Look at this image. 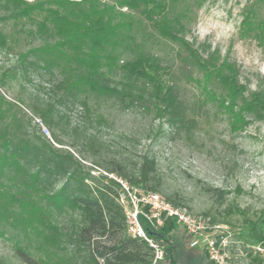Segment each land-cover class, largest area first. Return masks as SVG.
I'll return each instance as SVG.
<instances>
[{
    "label": "trees",
    "instance_id": "1",
    "mask_svg": "<svg viewBox=\"0 0 264 264\" xmlns=\"http://www.w3.org/2000/svg\"><path fill=\"white\" fill-rule=\"evenodd\" d=\"M205 1L0 0L15 16L43 10L45 3L64 10L49 9L55 27L42 23V42L15 52L0 79L3 85L11 79L23 90L15 98L0 92V236L11 242L23 262L162 264L146 240L128 233L126 214L118 201L120 184L101 172L113 173L134 186L143 183L146 191L157 192L158 184L151 183L155 159L143 154L135 166L118 159L104 164L105 141L89 132L108 122L94 108L97 102L112 101L123 109L154 114L161 126L166 124L173 132L185 120L173 68L159 57L137 53L129 40L132 9L144 5L147 18L156 20L158 35L174 39L178 57L189 58L202 71L197 84L229 113L233 130L264 119V88L247 91L235 63L222 59L211 43L196 45L187 38L194 20L190 12ZM261 1L251 5L243 23L245 36L264 42ZM87 3L92 6L87 22L72 19L66 10L69 5ZM95 3L101 8L95 9ZM0 40L4 42L1 33ZM75 105L82 107V122L90 126L81 132L75 127L69 145L57 130H65L68 112ZM26 108L52 128L53 140L36 123L38 130L32 126ZM179 228L172 217L157 229L148 228L172 264V237ZM263 229L264 218L252 222L250 236L263 241Z\"/></svg>",
    "mask_w": 264,
    "mask_h": 264
},
{
    "label": "rangeland",
    "instance_id": "2",
    "mask_svg": "<svg viewBox=\"0 0 264 264\" xmlns=\"http://www.w3.org/2000/svg\"><path fill=\"white\" fill-rule=\"evenodd\" d=\"M260 2L206 0L199 8H192L190 16L194 20L186 35L190 41H196V45L204 41L211 43L222 59L235 63L240 84L247 91L264 88V42L245 36L247 31L243 23L251 5ZM53 8L64 11L45 3L43 10L15 16L0 3V33L4 39V42L0 40V79L4 67L13 63L15 52L42 42V23L48 28L55 27L49 10ZM94 8L101 6L95 3ZM66 10L72 19L87 22L92 6L72 4ZM131 14L134 22L129 40L137 53L159 57L173 68L186 117L173 132L166 124L161 126L154 114L149 116L138 110L123 109L112 101L93 103L108 119L107 123L89 130L105 141L103 163L118 159L135 166L143 154L153 157L156 170L151 183L158 184L160 190L157 192L195 215L206 217L210 223L222 226L221 231L227 235L229 243L227 263L264 264V254L256 249L260 241L250 236L251 223L264 218V119L253 120L242 130H233L229 113L217 101L210 100L197 84L196 79L202 77V71L189 58L178 57L177 42L158 35L156 20L147 18L144 5L132 9ZM261 16L264 17L263 11ZM0 92L15 98L23 90L17 82L8 79L5 85L0 80ZM27 112L35 127L36 114L30 108ZM68 116L65 130H57V134L71 145L75 127L81 132L90 125L82 122L80 105L73 106ZM45 124L50 130L47 137L53 140V130ZM136 187L146 191L143 183ZM184 229L180 225L173 233V264H212L203 250L190 245ZM0 257H3V264H26L3 236H0ZM161 259L162 264H172L164 256Z\"/></svg>",
    "mask_w": 264,
    "mask_h": 264
},
{
    "label": "built area",
    "instance_id": "3",
    "mask_svg": "<svg viewBox=\"0 0 264 264\" xmlns=\"http://www.w3.org/2000/svg\"><path fill=\"white\" fill-rule=\"evenodd\" d=\"M35 119L43 134L50 136L49 127L44 121L39 117ZM99 172L93 171V173ZM101 172L108 174L120 184L118 201L126 214L128 233L146 240L155 249L156 259L163 257L162 247L148 232V228L157 229L166 218L172 217L184 226L192 247L205 250L215 264H231L226 262V250L229 243L227 235L221 231L220 224L210 223L206 217L195 215L186 207L174 204L158 192L140 191L127 180L113 173ZM256 249L264 254V243L260 241Z\"/></svg>",
    "mask_w": 264,
    "mask_h": 264
}]
</instances>
